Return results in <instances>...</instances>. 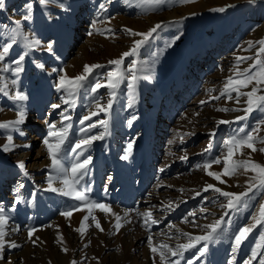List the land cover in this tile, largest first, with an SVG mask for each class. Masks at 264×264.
Wrapping results in <instances>:
<instances>
[{"label": "rangeland", "instance_id": "374dc122", "mask_svg": "<svg viewBox=\"0 0 264 264\" xmlns=\"http://www.w3.org/2000/svg\"><path fill=\"white\" fill-rule=\"evenodd\" d=\"M123 1L48 0L42 5L40 0H5L4 9H0V52L12 43L13 36L16 39L0 63V88H4L0 92V124L15 121L18 112L24 113L23 123L15 128L0 127V207L6 220L0 264H161V252L166 257L163 264L171 261L188 264L190 260L192 264H243L251 258L254 248L257 257L251 264H259L264 253V223L258 224L238 247L234 245L240 228L259 219L264 188H253L231 209L222 207L228 198L213 189L204 191L206 185L239 194L250 183H256L251 180L256 174L238 169L228 178L222 175L225 182L220 183L207 175L203 165L208 163V171L221 173L227 154L225 141L232 137L245 138L251 134L254 146L264 148V139H260L264 136V109L254 108L245 119L238 120L237 117L245 115L247 97L241 95L238 103L237 93L225 90L229 77L242 79L240 74L256 65L257 60L264 65V53L257 55L259 42L264 41V0H198L200 8L185 12L186 15L168 12L178 9L174 3L171 10L159 8L143 14L147 20L144 25L134 24L135 9L130 7L129 0ZM27 3H32L33 13L30 20L24 21ZM221 8L224 11H219ZM167 13H171V19H167ZM185 16L187 21H179ZM16 20H21L19 29L14 24ZM170 20H176L175 25L166 26V30ZM156 24L162 27L135 55L124 59L120 66L124 78L114 90L115 95L110 96L107 75L116 66L108 61L128 51L133 41L143 39L129 35L125 29L143 33ZM171 29H182L186 35L181 37L180 31L177 46L167 51L168 44H161L165 35H158ZM25 35L28 40L23 38ZM214 35L215 43L205 45V36L211 40ZM189 43L194 49L186 47ZM21 55H24L22 71L15 73L14 61ZM167 57L171 60L163 68ZM162 60V65H158ZM94 64L101 67L87 74L74 96L57 91L60 76L82 75L85 65ZM4 65L10 70L2 71ZM133 72L138 78L135 91L129 92L127 85ZM97 83L102 86L93 93L91 89ZM254 86L255 81L239 91L249 92ZM258 87L261 91L257 95H264V85ZM17 92L27 98L14 100ZM61 97L70 103H63ZM110 99L112 105L106 112L96 108L97 103L105 106ZM53 104L60 107L53 109ZM93 111L98 114L81 124V119ZM62 113L71 119L64 120ZM221 120L228 123L219 124ZM101 121H107V134L86 149L73 152L78 140L104 132ZM48 123L55 124L57 129L68 126L61 153L64 169L91 157L77 176L76 188L89 201L106 205L107 212L91 208L92 213L77 211L73 220L61 217V212L85 205L47 190L48 180L36 178L57 177V172L49 167L51 161L44 157L43 140L47 137ZM90 123L96 126L82 132ZM50 139L54 142V138ZM9 143L14 147L4 151L3 146ZM129 143L133 146L127 151ZM37 152H42L40 158H36ZM263 153L244 147L232 159L251 160L264 166ZM125 155L127 159H122ZM216 159L221 163H212ZM20 161L24 162V169L18 167ZM119 190L122 196L117 194ZM16 197L20 201L14 204ZM149 212L151 219L147 220L144 214ZM85 216L88 220L81 236L75 229ZM116 216L122 225L118 231L114 227ZM217 220L221 223L215 239L201 241L182 255L173 256L158 247L167 244L179 251L177 245L188 243L182 233L192 237L204 235L208 231L204 226ZM96 222L103 231L96 228ZM29 229L34 230L31 239ZM149 236L153 246L158 247L156 253L149 248ZM11 243L18 247H11ZM258 244L261 247L257 248ZM201 248H205L203 254Z\"/></svg>", "mask_w": 264, "mask_h": 264}, {"label": "snow or ice", "instance_id": "6c2138e0", "mask_svg": "<svg viewBox=\"0 0 264 264\" xmlns=\"http://www.w3.org/2000/svg\"><path fill=\"white\" fill-rule=\"evenodd\" d=\"M47 2H48V0H40V3L42 5H46ZM152 2L156 3L158 5L160 3H163L164 0H152ZM179 2L188 3V2H192V0H179ZM4 7H5V0H0V9H4ZM100 7H101V9H103L104 5L101 4ZM219 11H224V9L221 8V9H219ZM32 13H33V5H32V3H27L25 6V13L22 15V19L24 21L30 20L32 18ZM14 24L16 25L17 29H19V27L21 25V20L14 21ZM95 24H96V21H93V24H92L93 28H95ZM161 27H162L161 24H156L154 27L149 29L148 32H143V33L135 32L132 29H125V31L129 35L140 36L143 39L133 41V45L128 51L123 52L119 58L108 61L109 64L116 66L115 71H110L107 75V81L108 82H107L106 86L110 90H112L109 93L110 96L115 95L114 90L116 88H118L121 80L124 78L123 73L120 71V66L122 65L124 59L126 57L135 55L138 52L141 45L146 40H148V38L151 37L153 35V33H155L157 31V29H159ZM89 34L91 35V32ZM21 35H23V34H21ZM23 38L25 40H28V37L26 35ZM14 43H16L15 36L12 37V43L4 46L2 52H0V62L4 61L6 54L8 53L9 49L12 47V44H14ZM35 43H39V41H35ZM259 43L261 44V48H260L259 53L257 54L258 56L260 54L264 53V41H260ZM249 46H251V42H250ZM28 47L29 48L32 47L31 42H29ZM49 49H51V45H49ZM237 59L242 60L244 58L238 57ZM23 60H24V55H21L19 57V59L14 61V63L17 65V67L12 69L13 72L19 73L20 71H22L20 64ZM134 66H135V61H133V68H134ZM40 67L42 68L43 65H40ZM98 67H101V65H97V64L85 65L82 75H77V76L72 77V78H69L66 75L60 76L59 82L56 85L57 91L64 90L69 97L74 96L76 91L80 87H82L83 81L86 79L87 74L91 73L93 69L98 68ZM254 68H259V70L253 71ZM9 70H10L9 66L4 65L2 71L7 72ZM54 71H55V69H54ZM240 75L243 76L242 79L233 80L232 77H229L226 84H225V90L226 91L228 89H231V91H234L237 93V102L238 103H239V97L241 95L247 97V100L245 101V103L247 104V107L245 109H243V111L245 112V115L242 117H237L236 119H238V120L245 119L247 117V115L254 110V108L264 109V95H257V93L259 91H261L260 87H258V86L264 85V65H262L261 62L259 60H257L256 65H252L249 68L244 69L243 73H241ZM137 78L138 77L133 72L131 78L128 80L127 87H128L129 92L135 91V81L137 80ZM147 78L148 77H144V79H147ZM254 81H255V84L257 86L252 87L251 91L244 92V93H241L239 91L240 88H247L248 85L252 84ZM101 86L102 85L100 83H97L95 86L92 87L91 91L93 93H95L97 91V89H99ZM3 91H4V88H0V92H3ZM5 94H7V93H5ZM12 98L14 100L23 101L27 97L23 93L17 92ZM218 98L219 97H216V99H218ZM61 99H62V102L65 104L70 103V101L67 99H64V97H61ZM201 103H204V102L202 101ZM111 105H112V100L110 99L108 104L105 106H102L99 103H97L96 108L100 112H106L107 109L111 107ZM59 107H60L59 104H53L52 105L53 109H56ZM129 107H131V103L129 104ZM218 110L219 111H228V109H218ZM233 110H236V109H233ZM97 114L98 113L96 111L91 112L89 115L84 116L81 119L80 123L84 124L85 121H90L91 117L96 116ZM62 115H63V113H62ZM17 117L18 118L15 121H8L4 124H0V127H5V128L13 127V128H15L16 125L23 123L24 113L22 111L17 113ZM63 119L69 120V119H71V117H69L67 115H63ZM133 119H135V117ZM100 123L103 124V126H104V129H105L104 132H101L99 135H91V136H88L86 138L78 140L72 149L73 152H76L77 149H80V150L86 149L87 147H89L92 144L93 141L98 140V139H102L104 137V135L107 134V131H108L107 121H101ZM218 123L223 124V123H228V121L221 120ZM262 123H264V121H262ZM129 125H131V121H129ZM95 126H96L95 124L90 123V124H88L86 129H81V131L82 132L89 131L91 128H93ZM47 127H48V133H47V137L43 140V143L46 147L48 157L51 161L49 167L57 173H62V176L58 177L60 179V183H61L62 187L61 188L52 187V179L53 178L51 176H49L48 177L49 187L47 190H50L53 192H59L60 194L66 196V197H70L76 201L82 202L85 206H89V213L91 212V208H99L101 211H108L109 209L106 205L93 203V202L89 201L88 197L84 193L78 191L76 188V185L79 183L77 176H78V174H81V170L85 169L87 167V165L90 163L91 157L84 159L82 162H77V163L72 164L70 169H64L61 165V153H62V146L64 145L66 137H67L68 126L65 125L59 129H57V126L55 124L48 123ZM16 130L19 131L18 128ZM20 134L23 135V132H21ZM210 135H214V133H210ZM50 138H54V142H52ZM8 140H9V142H11V136L8 137ZM262 143H264V141H262ZM132 146H133L132 143H129L127 151H130L132 149ZM225 146L227 148V154L223 157V170H222V172L217 173V172L208 171L210 164L206 163L203 165V168L206 171L207 175L218 180L220 183H224L225 181H223L221 179V176L222 175L223 176L234 175V174H236L238 169H243L245 172L251 171V172H254L256 174V175L251 177V180L255 181L256 183H250L248 189L245 192H242L239 194L222 191L220 188H215L211 184H208L205 186V188L203 189L204 191H207L208 189H213L214 191L218 192L220 195L228 198V203L226 205H222V207H226V208L231 209L237 203L240 202L242 197L247 196L248 192L252 191L253 188H255V187L264 188V166H262L259 163H255L251 160H233L232 157L234 156V154L236 152H239L244 147L251 149L253 152H255V151L264 152V148L257 149L254 146V137L251 134H248L245 138L232 137L231 139L225 141ZM11 147H14V145H11V143L5 144L3 146V150L9 151V150H11ZM25 147H27V145H25ZM122 159H127V155L122 157ZM181 159H184V157H181ZM212 163L219 164V163H221V160L216 159V160H213ZM18 167L20 169H24L25 168L24 162L20 161L18 163ZM25 175H27L26 172H25ZM20 188H23V184L20 185ZM17 191H19V189H17ZM197 194H199V193H197ZM17 202H19V200H17ZM78 210H80V208L75 207L72 210L63 211L60 214L62 216H65V217H70L72 215V211H78ZM3 212H4V209L2 207H0V248H3L4 243H5V241H4V236H5L4 225L6 223V220H5V217L3 215ZM144 215L146 216L147 220L151 219V213L150 212L145 213ZM222 219H223V217H221V220ZM86 220H88V216H85L80 222V227L75 229V231L79 232L81 234V236H83L84 231H85V221ZM93 220H95L94 217H93ZM147 220H146V222H147ZM221 220H217L211 225H205L204 227L206 229H208V231L204 235L192 237L188 233H182V235H184L188 238V243L177 245V249L179 251L172 250L171 248H169V246L167 244L159 245L158 247L163 248V249H167L169 252H171V254L173 256L182 255L183 251H186L188 249L195 247L196 244L200 243L201 241L210 242L213 239H215L216 234H217V230H218L220 223H221ZM116 221H117V223L114 224V227L118 231L120 229V227L122 226L119 223V221H120L119 216H116ZM155 222L156 221H152V223H155ZM262 223H264V205L261 206L260 217H259V219L256 220L255 223H253L252 225H250L248 227L240 228L239 232L235 236V245L234 246L238 247L243 242V240H245L247 238L249 233L258 224H262ZM95 226H96V228L103 231V229L100 228L99 222H96ZM33 232H34L33 229L28 230L29 239L32 238ZM32 242L35 244V241H32ZM148 242H149L150 250L153 253H156L158 251V247L153 246L151 236L148 237ZM10 246L13 248L18 247V245H16L15 243H11ZM259 247H261V245L258 244L257 248H259ZM205 248H206V245H205ZM205 248L200 249L201 254H203V252L205 251ZM63 250L67 251V249H63ZM256 257H257V250H256V248H254L252 250L251 258L249 260H245L243 262V264H251V260L256 259ZM160 259H161V264H163V262L166 259L163 252L160 253ZM73 264H75V262H73ZM170 264H178V262L177 261H171ZM188 264H192V261L190 260L188 262ZM259 264H264V253L261 254Z\"/></svg>", "mask_w": 264, "mask_h": 264}, {"label": "bare ground", "instance_id": "6f19581e", "mask_svg": "<svg viewBox=\"0 0 264 264\" xmlns=\"http://www.w3.org/2000/svg\"><path fill=\"white\" fill-rule=\"evenodd\" d=\"M120 1V0H119ZM121 1H123V0H121ZM203 0H201V2H202ZM230 1V0H229ZM110 2V1H109ZM117 2H118V0H117ZM124 3L126 2V1H123ZM129 5H130V7L131 8H134L135 9V11H133L134 13H135V16L133 17V22H134V24L135 25H139V24H145L146 22H147V20H146V17H144V16H142L143 14H145L146 15V13L147 12H150L151 10H155V9H159V8H166V9H169V10H171V7L172 6H174V3H177L178 5H177V7H178V9H176V10H171V11H168V12H172V11H175V13H179V12H182V14L183 15H186L185 14V12H192V11H194V10H196V9H199L200 8V5H197V2H198V0H192V2H190V3H181V2H179V0H177L176 2H172L171 0H164V2L163 3H160V4H156V3H153L152 2V0H129ZM111 3V2H110ZM237 3V2H236ZM109 4V3H108ZM115 4V3H114ZM123 4V3H122ZM207 4H210L209 2L207 3ZM120 5V4H119ZM118 5V6H119ZM126 5V4H125ZM109 6H110V4H109ZM112 6V5H111ZM96 8V7H95ZM119 8V7H118ZM202 9H204V7H201ZM124 9V8H123ZM128 9V8H127ZM130 9V8H129ZM141 10H143V11H141ZM131 11V10H130ZM252 11V10H251ZM132 12V11H131ZM151 13V12H150ZM131 14V13H130ZM170 15H171V13H167L165 16L166 17H169V18H167V19H171V17H170ZM130 16V15H129ZM34 17V16H33ZM117 17V16H116ZM177 17V16H176ZM159 18V17H158ZM175 18V17H174ZM118 19V18H117ZM127 21V20H126ZM179 21H187V19H186V16L183 18V19H179ZM175 22H176V20H170L168 23H167V25H165V23H164V25H165V29L166 30H168L167 29V27L166 26H174L175 25ZM32 23V22H31ZM244 23V22H243ZM242 23V24H243ZM111 24V23H110ZM35 25V24H34ZM187 26H190V25H187ZM152 27V26H151ZM143 29V28H142ZM201 30V29H200ZM180 31H182V33L184 32L182 29L180 30V29H171V30H169V31H162L161 32V34H159L158 36H163V35H165V36H163V37H161V41H162V43L161 44H163V43H167L168 44V46H167V48H166V50L167 51H171V49H173L174 47H176L177 46V44H178V39H179V32ZM7 32V31H6ZM213 33V32H212ZM239 34V33H238ZM186 34L185 33H183V35L181 36V37H184ZM212 35V34H211ZM240 35V34H239ZM212 38H211V40H210V38H208V36H205V42H206V44L205 45H207V44H209L210 42L211 43H215V41H216V36L214 35V36H211ZM157 38V37H156ZM255 38V37H254ZM253 38V39H254ZM12 39V38H11ZM237 39V38H236ZM174 40H175V43H174ZM220 40V39H219ZM12 41V40H11ZM251 42V41H250ZM204 45V44H203ZM186 46V45H185ZM243 46V45H242ZM187 48H192V49H194V46L193 45H191V43H189L187 46H186ZM111 49V48H110ZM114 49H115V47H114ZM182 51V50H181ZM190 52V51H189ZM208 52V51H207ZM182 53V52H181ZM188 54V53H187ZM186 54V55H187ZM185 55V54H184ZM181 59H182V57H181ZM170 58L169 57H167V58H165V61L164 60H162L161 61V63H159V62H157V64L158 65H162V62L164 61V63H163V65H162V67L164 68L167 64H168V62H170ZM151 62V61H150ZM1 63V62H0ZM153 64V63H152ZM222 64H224V63H222ZM59 81H57V83H58ZM48 115L51 117L52 116V113H48ZM264 125V124H263ZM38 134V133H37ZM31 137V136H30ZM261 140L262 139H264V136H262L261 138H260ZM35 142H37V141H35ZM43 151H44V157H45V159H46V161H48V162H50V159H49V157H48V154H47V151H46V148H45V146H44V148H43ZM42 155V152H37V157L36 158H40V156ZM264 154V153H263ZM25 156H30V153H25L24 154ZM262 157V156H261ZM46 161H44V162H46ZM44 162L41 164V166L44 164ZM251 172V171H250ZM56 175H57V177H53V181H52V185L53 186H55V187H59V188H61L62 187V185H61V183H60V179L58 178V177H60V176H62V173H56ZM113 175H114V171H113ZM35 176V175H34ZM50 175H48V176H46V177H43V176H38V177H36L37 178V180L38 181H46V180H48V177H49ZM112 178H113V176H112ZM223 178H228V176H223ZM79 180V179H78ZM124 189H125V187H124ZM168 191V189H166L165 190V195H168L169 193L167 192ZM127 192H128V190H127ZM129 193V192H128ZM159 193V192H158ZM163 193V192H162ZM117 194L119 195V196H122L123 195V193H122V190H119L118 192H117ZM17 200H19V198L18 197H16V198H14V204H17L18 202H17ZM20 201V200H19ZM92 201V200H91ZM94 203H95V201H94ZM73 205V204H72ZM82 205H83V203H82ZM71 206V205H70ZM71 208V207H70ZM14 209H15V207H14ZM83 209V210H82ZM86 210H89V207L88 206H84V207H81L80 208V210H78V211H86ZM77 211H72V215L70 216V217H65V216H61L62 218H66L67 220H73V219H75L76 218V216H77V213H76ZM94 212V211H93ZM107 212V211H106ZM91 213H92V211H91ZM97 213V212H96ZM245 213V212H244ZM89 214V213H88ZM35 217V216H34ZM96 217V216H95ZM19 219H20V216L18 217ZM30 219V218H29ZM234 227L235 226H233V229H234ZM227 233V232H226ZM199 245V244H198ZM197 246V245H196ZM215 246H217V245H215ZM218 247H219V245H218ZM197 248V247H196ZM214 249V248H213ZM212 250V249H211ZM218 250V249H217Z\"/></svg>", "mask_w": 264, "mask_h": 264}]
</instances>
